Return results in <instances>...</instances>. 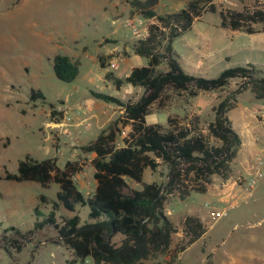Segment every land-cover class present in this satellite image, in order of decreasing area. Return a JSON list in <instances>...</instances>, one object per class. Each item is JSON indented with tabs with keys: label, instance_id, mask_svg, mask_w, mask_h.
<instances>
[{
	"label": "trees",
	"instance_id": "1",
	"mask_svg": "<svg viewBox=\"0 0 264 264\" xmlns=\"http://www.w3.org/2000/svg\"><path fill=\"white\" fill-rule=\"evenodd\" d=\"M159 1H127L129 18L155 20L148 26L147 36L132 44L133 53L147 59V65L134 68L125 78L115 77L111 72L104 75L116 90L130 85L141 88L142 94L136 100L123 101L90 91L93 99L122 110L95 140L79 147L83 154L94 155L90 161L96 183L93 193L85 196L73 181L85 159L67 161L61 169L56 158L35 160L26 156L18 163L16 174L6 175L7 180L16 182L59 186L57 201L42 221L38 220L41 216L38 207L34 209V228L50 227L56 232L60 244L71 254L68 264H84L86 260L92 264H180L179 255L203 236L206 228L199 218L184 217L183 237L173 247L177 226L165 213V203L173 197L185 201L192 193L205 194L213 177L229 179L241 140L227 113L243 92H250L257 101L264 100V68L251 64L236 66L223 70L215 78L190 75L181 68L172 43L203 14L217 12L214 0H184L180 10L156 14L154 8ZM218 16L222 27L247 34L264 32L261 9L220 10ZM257 24L260 29L255 28ZM97 59L101 68L107 67L103 56ZM79 67V60L63 55L52 60L53 73L62 82L74 81ZM235 79L240 84L211 108L212 120L184 114L167 117L165 125L145 122L153 111L161 112L177 101L188 104L200 92L224 90ZM37 97L42 98V94L33 91L31 98ZM125 129L128 130L121 137ZM146 170L157 174L159 182H143ZM131 183L139 184L140 188L127 192ZM76 206L88 207L91 222L79 226L78 215L57 222L55 213L60 208L73 213ZM6 232L22 235L13 227L5 229L1 239L4 251L8 255L21 252L22 246Z\"/></svg>",
	"mask_w": 264,
	"mask_h": 264
},
{
	"label": "rangeland",
	"instance_id": "2",
	"mask_svg": "<svg viewBox=\"0 0 264 264\" xmlns=\"http://www.w3.org/2000/svg\"><path fill=\"white\" fill-rule=\"evenodd\" d=\"M126 1L128 0H89L90 5L86 8L83 2L76 0H0V264H68L67 261L71 260V254L60 244L52 228L44 227L41 230L34 228L36 222L34 209L38 207L41 213L38 220L42 221L52 211L53 204L57 201L59 186L55 183H49L43 187L32 181L16 182L7 180L6 175L16 174L18 163L26 156L35 160L56 158L61 169L67 161H81L84 157L86 162L82 165L81 171L74 175L73 181L85 196L91 195L94 191V169L89 162V157L80 152L76 142L67 138L70 123H67L68 126L64 125L68 128V133L65 134L60 131L64 128L56 129L53 126L54 121L63 122V120L61 115H53L52 112L56 113L59 106L63 104L62 107H65V104L75 106L83 102L91 97L92 90L121 98L123 90H116L112 84L109 87L103 85L97 89L85 76L100 72L98 63L93 59L98 50L93 41L99 35L110 33L111 29L116 28L121 38L133 36L136 39L131 28L127 26V21L131 18H129L130 7ZM213 3L217 12L206 13L203 21L196 23L195 34L198 33L197 30H201L202 33L207 31L205 33L209 35H216L218 28L215 25L219 22L218 11L220 10L239 12L261 9L264 11V0H214ZM181 7V2L161 0L155 8L157 12L165 13L175 11L174 8L179 10ZM255 27L260 28L261 25L257 24ZM69 29L78 33L77 44L73 47L78 51L79 75L72 82H62L53 73L50 50H55L53 49L55 48L54 40L58 37L68 40L66 32ZM41 31L45 32L43 35H50L53 41H48L41 36ZM194 36L190 34L186 38L180 37L173 43L174 50L186 62H189L187 58L192 56L193 52L188 41ZM82 46L87 47L86 53L82 52ZM99 52H102V49ZM258 58L261 61L256 62L264 66V55ZM252 60L258 59L253 55ZM205 62L206 74L210 78L217 77L220 69L226 66V63L216 57L215 52L208 54ZM232 62L229 64L231 65ZM159 69L164 70V66H160ZM112 74L122 78L123 65L119 64ZM239 84L238 79L232 80L224 90L209 92L206 100L215 97L217 100L213 102L215 106ZM33 91L40 92L42 98L37 97L33 100L31 98ZM123 94L124 99L134 98L131 93ZM237 101V109L230 113L237 130L239 124L235 116L241 109L256 106L254 116L259 117L261 113H264V100H255L250 92L241 93ZM189 103L177 101L161 112L154 111L147 117V122L154 121L165 125L167 117L187 114ZM50 106L55 109L52 110ZM201 118L212 120L211 109ZM84 124L89 126L87 122ZM127 130L123 131L121 137L125 136ZM91 133L92 128L82 132L80 140L87 139ZM259 152L264 158L263 148H258L249 155L241 147L231 164L232 181L239 176L248 179L253 172L251 165L254 154ZM243 167H246L247 173L242 169ZM262 169L264 175V166ZM213 178L215 180L212 179L211 184L218 183L217 179L220 180L218 177ZM152 180L159 182L157 174L145 171L143 182ZM139 188V184L131 183L126 191ZM254 190L252 197L246 196L249 194H246L243 189L245 199L242 197L238 204L235 203L232 207L225 206L226 216L216 221L211 220L210 214L223 207L214 205L209 194L192 193L185 201H179L175 197L169 199L164 205V210L169 215L168 218L177 226L172 246L174 247L183 237L181 229L183 217L197 214L198 209H203L209 214V224L206 227L208 238L205 241L207 253L220 240L229 238V242L234 237L249 234L262 235L264 233V176ZM41 197L45 199L44 202H41ZM206 202L209 204L208 208L204 207ZM88 213V207L76 206L73 213L60 208L55 213V217L57 222L61 223L62 219L78 215L79 226H83L91 222ZM10 227L22 234L21 236H16L13 232L5 234L16 239V242L22 246V251L13 253L12 256L4 251L1 241L4 230ZM30 233L32 235H28ZM204 255L201 252V245H195L181 255V264H201L200 261ZM84 264L92 263L86 260Z\"/></svg>",
	"mask_w": 264,
	"mask_h": 264
},
{
	"label": "crops",
	"instance_id": "3",
	"mask_svg": "<svg viewBox=\"0 0 264 264\" xmlns=\"http://www.w3.org/2000/svg\"><path fill=\"white\" fill-rule=\"evenodd\" d=\"M76 1L83 2L86 8H88L90 5L89 0H76ZM174 1L176 3L181 2L182 3L181 8H183L185 5L184 0H171V2ZM159 3L156 6H158ZM174 9L176 10L172 12L163 13V12H157L156 8H154L156 14H167L178 11L177 8ZM205 15L206 14H203V16L199 20L195 21L192 24L191 28L186 33L178 37V38L180 37L186 38L190 36V34L195 35L192 39L188 41V44L193 50L192 56H189L187 58V61L191 62V64L189 62H186L183 59V57L178 55V53L174 50L173 43L175 40L172 43V48L177 56L179 64L187 74L210 78L206 74L207 67H206L205 57H208V54H212L213 52H215V55L216 57H218V59L226 63L225 64L226 66L221 68L220 72L228 68H232L236 66H244L247 64H251L261 68L264 67L256 62V61H261L258 57L264 55V32L247 34L240 30H232L230 28L222 27L220 25V19H219V22L215 25V27L218 28L216 35L213 36L209 35L205 33L207 31L202 33L201 30H197L198 33L195 34L196 23L202 22ZM43 33L45 32L43 31L40 32L41 36H43L48 41H53L50 35L49 36L43 35ZM77 35L78 33H74L73 29H69L66 32V37H68V40H64L60 37L55 39L54 40L55 48H53L55 50L53 51L50 50L51 53L50 59L53 60V58L56 55H63L70 58L71 60H76V59L79 60L78 51H76L77 49L73 47L74 44L75 46L77 44ZM135 40L136 39H134L133 36H131L130 38H125V37L121 38V36L118 33V29L115 28V29H111L110 33L107 34L102 33L93 41L98 48V50L94 54L93 59L98 63L97 57L103 56L105 58V62L107 65L106 68H101L99 66L100 68L99 73H93L91 75L88 74L85 76L87 77V80L90 82V84L93 87L97 89L101 88L103 85H107L109 87V85L112 83L105 80L104 75L107 72L112 73V71H115L118 68L119 64H122L124 67V74L122 78L127 77L134 68L144 67L147 65V59L137 56L133 53L132 44ZM109 45L110 47H108ZM86 48H87L86 46L81 47L83 53H86ZM100 49H102V52H99ZM253 55H255V57L258 60H252ZM231 61L233 62L230 65L229 63ZM110 64H114L115 67L111 69ZM121 90H123L124 91L123 93L125 94L127 93L133 94L134 98H128L131 100H136L142 94L141 88L132 87L130 85H124L118 91ZM95 92H99V91H95ZM123 93L121 98L115 96L113 97L123 101L128 100V99H124L125 95ZM208 96H209V92H200L195 98H193V100H191V103H189V109L187 114L197 115L201 117L204 114H207V112H210V109L213 107V102L217 100L215 97L211 100L208 99L206 100V97ZM77 105H82L83 110L77 114H73V113L71 114V111L69 112L71 115V121H70L71 125L69 127V136L67 138H70L72 142H76L79 147L95 140L99 132L109 122L114 120L119 114L122 113V110L119 107L115 105L111 106V104H107L95 100L92 97L85 99L81 103L79 102L75 106H70L65 104V107L75 110ZM62 106H59V108H62ZM170 106H168L167 108H170ZM237 107H238V101L236 102L235 107L227 113V117L230 120L234 131L240 137L241 147L245 149L247 153H249V155H251L258 148L264 149V124L260 120V117H256V115L255 116L253 115L254 110L257 108L256 106H254L253 108L245 107L241 109L235 116L236 122L239 124L237 130V128L234 126L232 118L230 117V113L234 112L237 109ZM53 109L55 108H52V110ZM148 116L145 117L146 124H157L154 121L152 123H148L147 122ZM85 122L89 123V126H85L84 124ZM53 124H64V123L55 122ZM91 124L92 127H90ZM91 128H92V133L90 137H88L83 141L80 140L81 133L87 132ZM48 138L49 137H47V139ZM84 155L89 157V162L94 157L93 154H84ZM82 158L84 159V157ZM245 168L243 167L242 169L245 171V173H247L246 172L247 169ZM243 170L242 172H244ZM231 178L232 176L227 180L217 179L219 182L215 184H211L208 187L207 192L205 193V194H209V196L212 198V201H214V205H217L218 207H223L221 209H226L225 206L228 205L232 207L234 206L235 203L238 204V201L242 199V197L243 199H245V196H243L244 191L243 189H241L242 187L237 185L235 180L232 181ZM213 180H215V178H213ZM151 182L154 181L153 180L147 181L146 183H151ZM94 185H96L95 181H94ZM254 193L255 190L252 191L251 195H246V196L253 197ZM204 207L205 208L209 207L208 202L204 204ZM191 216H195L199 218L205 228L209 224L208 222L209 214L207 213V211L205 212L203 209H198L197 214ZM206 238H208L207 233H205L196 242L190 245L183 253L185 254L190 248L194 247L195 245L196 246L201 245V252L205 254L201 258L200 261L201 264H264V233L262 235L249 234L243 237H234L230 239L229 242H228L229 238L225 240H220V242L214 244V246L211 248L209 253L206 252L207 251L205 247ZM183 253H181L178 258L180 264H181V255Z\"/></svg>",
	"mask_w": 264,
	"mask_h": 264
},
{
	"label": "built area",
	"instance_id": "4",
	"mask_svg": "<svg viewBox=\"0 0 264 264\" xmlns=\"http://www.w3.org/2000/svg\"><path fill=\"white\" fill-rule=\"evenodd\" d=\"M155 20L154 19H150V20H146L143 19L139 16H136L134 18H131L130 20L127 21V26H129L131 28L132 33L134 34L136 40L138 39H143L147 36V30H148V26L152 23H154ZM111 68H114L115 65L114 64H110ZM83 110V106L82 105H77V107L74 109H70L68 107H62L56 110V115H61L64 124H53V126L56 129L59 128H64L61 129L60 131H62V133H68V128L65 126H68L67 123H70L71 121V115H70V111L71 114H77L80 111ZM262 115L259 116L260 120L262 121V123L264 124V113H261ZM55 122H59V121H54ZM65 125V126H64ZM264 166V158L261 155V152L256 153L253 159V163L251 165V169H253L252 174L248 177V179H244L241 176L237 177V179L235 180V182L237 183V185L241 186L246 194H251L252 191L255 189L256 184L263 178V169L262 167ZM73 180H74V176H73ZM224 216H226V209H221V210H217L214 212H211L210 217L212 221H216L218 219L223 218Z\"/></svg>",
	"mask_w": 264,
	"mask_h": 264
}]
</instances>
